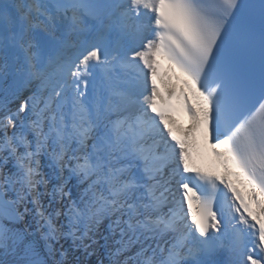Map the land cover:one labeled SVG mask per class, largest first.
I'll use <instances>...</instances> for the list:
<instances>
[{"label": "snow or ice", "instance_id": "1", "mask_svg": "<svg viewBox=\"0 0 264 264\" xmlns=\"http://www.w3.org/2000/svg\"><path fill=\"white\" fill-rule=\"evenodd\" d=\"M0 264H264V0H0Z\"/></svg>", "mask_w": 264, "mask_h": 264}, {"label": "bare ground", "instance_id": "2", "mask_svg": "<svg viewBox=\"0 0 264 264\" xmlns=\"http://www.w3.org/2000/svg\"><path fill=\"white\" fill-rule=\"evenodd\" d=\"M172 103L174 106V118L180 127L187 130L191 126V120L189 119L188 113L180 105H178L176 101H172ZM189 103L191 104L192 101L190 100ZM214 142V140L205 142L199 133L196 134V143L191 146V151L193 159L198 165L208 166L210 164L211 149L209 144Z\"/></svg>", "mask_w": 264, "mask_h": 264}]
</instances>
